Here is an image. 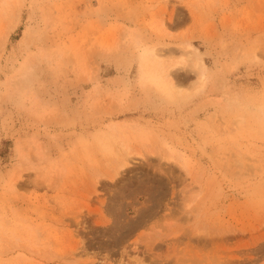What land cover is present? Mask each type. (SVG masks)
Here are the masks:
<instances>
[{"label":"rangeland","instance_id":"374dc122","mask_svg":"<svg viewBox=\"0 0 264 264\" xmlns=\"http://www.w3.org/2000/svg\"><path fill=\"white\" fill-rule=\"evenodd\" d=\"M134 259L264 264V0H0V264Z\"/></svg>","mask_w":264,"mask_h":264},{"label":"bare ground","instance_id":"6f19581e","mask_svg":"<svg viewBox=\"0 0 264 264\" xmlns=\"http://www.w3.org/2000/svg\"><path fill=\"white\" fill-rule=\"evenodd\" d=\"M183 50L184 51L182 52V54L184 56H186L188 59L190 58L192 60L193 63L191 64V67H192V69L195 70V73H196L197 78H198V81L196 83H197V85H199V87L197 88V91L195 89V92L202 91L203 90L202 89L203 86H205V84H204L205 83V76H204V74H205V65L199 59V57H197V55L195 53L196 50L193 49L191 47V45H188V44L183 45ZM147 55H148V58L150 60L159 61L161 63L162 60H163V56L165 54L160 52V51H157L155 48H151L147 52ZM180 64H182L180 61H178V60L173 61L172 60L168 65L163 66L162 71L164 70L165 77L171 81V75H170L171 70H173L174 68H176ZM160 66H161V64H160ZM128 150L123 148V147H121L119 150H117L116 157L112 161L107 163V169H108L107 171L109 173V176L113 177V176L117 175L119 170L121 168L125 167L128 164L127 160L131 159L130 154H132V153L128 152ZM159 150H160V148L158 147V149L157 148L152 149L151 152H152V154H157L159 152ZM135 154L138 155V156H141L140 152H135ZM161 158H162V160L167 161V162H171V161L175 162L180 168L184 167L182 159L178 155L172 154V152L170 153L169 151H167L165 149L162 150ZM98 174H100V173H98ZM109 176H107V177H109ZM199 227H200V225H199ZM199 227L197 229H195L196 232L197 231L198 232L199 231L202 232V230L204 229V228L202 229V227H201L202 230H200ZM194 228H196V227H194ZM203 231H205V230H203ZM133 263L134 264H139L136 261V259L133 260Z\"/></svg>","mask_w":264,"mask_h":264}]
</instances>
